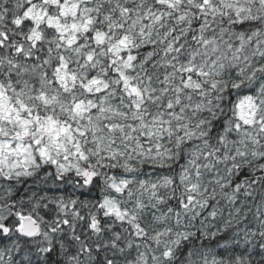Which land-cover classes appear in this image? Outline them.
<instances>
[{"label": "snow or ice", "instance_id": "1", "mask_svg": "<svg viewBox=\"0 0 264 264\" xmlns=\"http://www.w3.org/2000/svg\"><path fill=\"white\" fill-rule=\"evenodd\" d=\"M0 264H264V0H0Z\"/></svg>", "mask_w": 264, "mask_h": 264}]
</instances>
